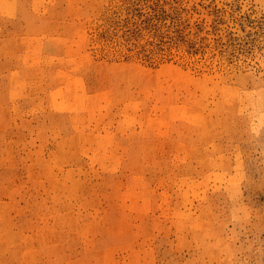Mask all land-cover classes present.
Masks as SVG:
<instances>
[{"label": "rangeland", "instance_id": "rangeland-1", "mask_svg": "<svg viewBox=\"0 0 264 264\" xmlns=\"http://www.w3.org/2000/svg\"><path fill=\"white\" fill-rule=\"evenodd\" d=\"M0 264H264V0H0Z\"/></svg>", "mask_w": 264, "mask_h": 264}]
</instances>
